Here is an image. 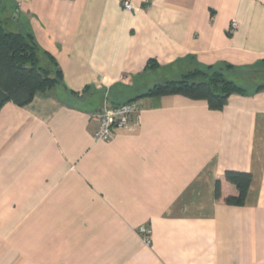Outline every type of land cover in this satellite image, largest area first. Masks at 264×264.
<instances>
[{
  "label": "crops",
  "instance_id": "1",
  "mask_svg": "<svg viewBox=\"0 0 264 264\" xmlns=\"http://www.w3.org/2000/svg\"><path fill=\"white\" fill-rule=\"evenodd\" d=\"M122 1L8 0L62 83L0 108V264H264V91L143 96L108 141L92 117L140 95L149 62L264 61V0ZM226 170L251 174L241 206Z\"/></svg>",
  "mask_w": 264,
  "mask_h": 264
},
{
  "label": "trees",
  "instance_id": "2",
  "mask_svg": "<svg viewBox=\"0 0 264 264\" xmlns=\"http://www.w3.org/2000/svg\"><path fill=\"white\" fill-rule=\"evenodd\" d=\"M15 10V9H14ZM7 7L0 0V108L6 102L17 106H25L33 99L36 92H47L62 83V76L54 58L40 49L33 34L21 27L10 30L11 18H4ZM8 25V26H7ZM261 63L248 68L239 69L229 64L197 66V71H189L179 78L169 79L155 84L146 92L126 102H135L143 96L160 97L180 94L191 100L205 101L212 110L221 109L231 94L249 95L264 91V76L261 80L236 79L237 72L256 73ZM156 67L148 63V69ZM225 70L235 71L226 75ZM116 103L113 105H119ZM225 179L235 185L237 195L227 196L224 201L229 205L241 206L245 202L247 190L251 182L249 172L226 170ZM215 197H220V182H215Z\"/></svg>",
  "mask_w": 264,
  "mask_h": 264
},
{
  "label": "built area",
  "instance_id": "3",
  "mask_svg": "<svg viewBox=\"0 0 264 264\" xmlns=\"http://www.w3.org/2000/svg\"><path fill=\"white\" fill-rule=\"evenodd\" d=\"M122 6L126 10H133V4L128 0L122 1ZM236 27V22L231 21V28ZM137 102H127L119 105H104L92 115L93 119L98 122L94 131L95 140H111L118 130L128 129L134 114L137 112ZM145 244L151 243V230L149 227L141 225L137 228Z\"/></svg>",
  "mask_w": 264,
  "mask_h": 264
},
{
  "label": "rangeland",
  "instance_id": "4",
  "mask_svg": "<svg viewBox=\"0 0 264 264\" xmlns=\"http://www.w3.org/2000/svg\"><path fill=\"white\" fill-rule=\"evenodd\" d=\"M4 4L7 7V11L5 12V14L3 15L4 18H6L7 20H9L8 18H11L12 13L14 12V6L8 2V0H3ZM199 67H197V65L193 64L192 62H187L177 68H175L174 70L171 69L170 71H161L158 70V68L154 67V68H150L148 70V72L146 73L145 77H143V82L145 83V88L142 91V93L146 92L147 90H149L151 87H153L155 84L157 83H161L164 82L166 80L169 79H175V78H179L182 74H185L189 71H197ZM257 69L259 70L258 72L254 73L252 72L251 74H244V70L243 72H237L235 73V71H227L225 70V74L226 75H233L234 73L236 74V79H241V80H245L244 77H246V79H251V80H261V77L264 76V64L259 65L257 67ZM141 93V94H142Z\"/></svg>",
  "mask_w": 264,
  "mask_h": 264
}]
</instances>
